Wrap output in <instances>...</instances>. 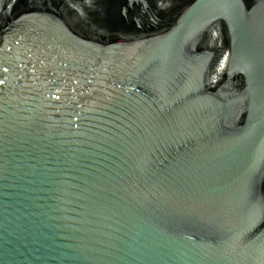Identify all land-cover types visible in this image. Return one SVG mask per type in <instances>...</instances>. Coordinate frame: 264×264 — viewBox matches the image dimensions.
I'll return each instance as SVG.
<instances>
[{"label":"water","instance_id":"95a60500","mask_svg":"<svg viewBox=\"0 0 264 264\" xmlns=\"http://www.w3.org/2000/svg\"><path fill=\"white\" fill-rule=\"evenodd\" d=\"M0 264H264V0H0Z\"/></svg>","mask_w":264,"mask_h":264}]
</instances>
